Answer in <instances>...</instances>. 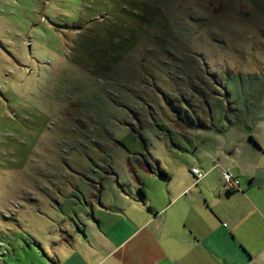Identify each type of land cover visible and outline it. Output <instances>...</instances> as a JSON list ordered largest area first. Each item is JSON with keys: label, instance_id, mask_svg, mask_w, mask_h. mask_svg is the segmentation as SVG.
<instances>
[{"label": "rangeland", "instance_id": "obj_1", "mask_svg": "<svg viewBox=\"0 0 264 264\" xmlns=\"http://www.w3.org/2000/svg\"><path fill=\"white\" fill-rule=\"evenodd\" d=\"M207 88L222 97L216 124L264 138V0H0V264L44 263L20 224L50 221L45 205L150 187L143 157L164 164L168 132L198 119L192 95Z\"/></svg>", "mask_w": 264, "mask_h": 264}, {"label": "crops", "instance_id": "obj_2", "mask_svg": "<svg viewBox=\"0 0 264 264\" xmlns=\"http://www.w3.org/2000/svg\"><path fill=\"white\" fill-rule=\"evenodd\" d=\"M192 96L202 103L196 112L198 119L191 115L188 121L178 118L172 128L177 136L168 132L164 140L167 149L160 147L157 154L164 157L170 171L162 161L156 165L154 156L143 157L146 165L142 168L151 182L144 188L145 197L139 181L128 193H123L119 184L117 203L107 196L108 202L100 205H45L51 209L50 221L55 217L61 222L59 230H51L49 214L42 211L37 213L47 218L45 224L22 221L24 233H34L35 246L48 251L43 264L262 263L264 138L254 136L239 121L227 119L216 124L211 106L222 97L210 89ZM215 135L216 144L209 141ZM174 140L182 142L181 146ZM187 142L207 155L199 158L203 166L197 163L198 157L189 155L190 148L184 147ZM156 166L159 172L154 170ZM194 167L206 172L200 181L192 173ZM226 168L239 177L241 190L227 192L223 188L221 175ZM215 170H219L220 178L212 184L208 177ZM201 183L204 191L199 188ZM45 227H49L51 238L44 233ZM2 236L7 240L8 234ZM12 241L24 248L19 235ZM2 242L1 248L10 247Z\"/></svg>", "mask_w": 264, "mask_h": 264}, {"label": "built area", "instance_id": "obj_3", "mask_svg": "<svg viewBox=\"0 0 264 264\" xmlns=\"http://www.w3.org/2000/svg\"><path fill=\"white\" fill-rule=\"evenodd\" d=\"M192 173L196 176L197 181H200L206 175V172L200 170L198 167H194ZM221 181L223 188L227 192L241 190L240 179L231 168H226L222 171Z\"/></svg>", "mask_w": 264, "mask_h": 264}, {"label": "trees", "instance_id": "obj_4", "mask_svg": "<svg viewBox=\"0 0 264 264\" xmlns=\"http://www.w3.org/2000/svg\"><path fill=\"white\" fill-rule=\"evenodd\" d=\"M164 174H165V173H164ZM140 191H141L143 197H145V190H144V188H143L142 186L140 187Z\"/></svg>", "mask_w": 264, "mask_h": 264}, {"label": "water", "instance_id": "obj_5", "mask_svg": "<svg viewBox=\"0 0 264 264\" xmlns=\"http://www.w3.org/2000/svg\"><path fill=\"white\" fill-rule=\"evenodd\" d=\"M163 177H165V178L167 179V181L170 180L169 177H167V176H165V175H163ZM143 204H145V202H144Z\"/></svg>", "mask_w": 264, "mask_h": 264}]
</instances>
